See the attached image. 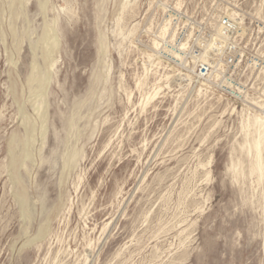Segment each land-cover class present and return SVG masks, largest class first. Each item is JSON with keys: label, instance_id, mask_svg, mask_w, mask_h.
I'll return each mask as SVG.
<instances>
[{"label": "rangeland", "instance_id": "374dc122", "mask_svg": "<svg viewBox=\"0 0 264 264\" xmlns=\"http://www.w3.org/2000/svg\"><path fill=\"white\" fill-rule=\"evenodd\" d=\"M231 12L202 80L180 43ZM263 112L264 0H0V264H264Z\"/></svg>", "mask_w": 264, "mask_h": 264}, {"label": "built area", "instance_id": "2783aa9c", "mask_svg": "<svg viewBox=\"0 0 264 264\" xmlns=\"http://www.w3.org/2000/svg\"><path fill=\"white\" fill-rule=\"evenodd\" d=\"M238 25L236 19L226 16L219 21L218 33L212 42L198 47L197 52L184 49L188 69L198 78L207 80L221 71L222 66L234 65L237 49L234 39L238 35Z\"/></svg>", "mask_w": 264, "mask_h": 264}, {"label": "bare ground", "instance_id": "6f19581e", "mask_svg": "<svg viewBox=\"0 0 264 264\" xmlns=\"http://www.w3.org/2000/svg\"><path fill=\"white\" fill-rule=\"evenodd\" d=\"M158 3V2H157ZM158 4H160V3H158ZM161 4H162V2H161ZM162 6V5H161ZM164 6V5H163ZM166 8V7H165ZM138 10V9H137ZM136 10V11H137ZM123 12V11H122ZM121 12V13H122ZM227 17H230V18H233V19H236L235 17H236V15H237V12L235 13V12H231V13H228V14H225ZM130 16H132V15H130ZM121 18V17H120ZM123 18V17H122ZM121 18V19H122ZM120 19V20H121ZM119 20V21H120ZM122 21V20H121ZM239 23V22H238ZM119 23H117V25H118ZM240 24V23H239ZM170 25H171V21L170 20H168L162 27H161V29H160V37H170L171 39H174V37H175V35H176V31L174 30V29H172L171 27H170ZM124 26V25H123ZM117 27H119V26H117ZM119 28H122V27H119ZM171 29V30H170ZM119 30V29H118ZM121 30V29H120ZM22 31V30H21ZM48 31V30H47ZM50 31V30H49ZM48 31V32H49ZM123 31V30H122ZM51 32V31H50ZM54 32V31H53ZM52 33V32H51ZM51 33H49V34H51ZM118 33V32H117ZM123 33V32H122ZM217 33H218V29L217 30H215V32H214V36H216L217 35ZM16 34V33H15ZM119 34V33H118ZM55 35V34H54ZM43 37V36H42ZM41 37V39H43ZM54 37V36H53ZM126 37V36H125ZM51 39H52V37H50ZM55 38V37H54ZM47 39H49V38H47ZM50 39V40H51ZM54 40V39H53ZM125 40V39H124ZM51 42H53V41H51ZM55 42V41H54ZM153 42H154V47L155 48H158L159 46H160V42L157 40V39H154L153 40ZM49 43H50V41H49ZM48 43V44H49ZM56 43V42H55ZM51 44V43H50ZM45 45H46V43H45ZM180 50H183V49H185V48H187V43L186 42H184V43H180ZM50 46V48H52L51 47V45H49ZM48 46V47H49ZM149 48V47H148ZM38 49V48H37ZM45 49H46V47H45ZM55 49V48H54ZM58 49V48H57ZM43 53H44V51H42ZM181 53V52H180ZM180 53H177L176 55H177V57H180L181 58V54ZM183 53V52H182ZM48 54V51H47V53L45 54V55H47ZM153 54V53H152ZM42 55H44V54H42ZM56 55V54H55ZM48 56V55H47ZM51 56H52V54H51ZM50 56V57H51ZM54 56V55H53ZM148 56H149V53H148ZM153 56H154V54H153ZM152 56V57H153ZM36 57V56H35ZM46 56H44V58H45ZM43 58V59H44ZM54 60V59H53ZM52 61V60H51ZM44 62V61H43ZM35 63V62H34ZM32 64L33 66L35 65V64ZM49 63H50V61H49ZM147 64V63H146ZM154 64V63H153ZM32 66V67H33ZM36 66V65H35ZM34 66V67H35ZM37 67H39V69H40V66H39V63H38V66ZM173 67V66H172ZM191 68H193V67H191ZM38 69V70H39ZM149 69V68H148ZM174 69V68H173ZM35 70V69H34ZM33 70V71H34ZM34 73V72H33ZM219 73H221L220 72V70L218 71V73L215 75L216 77L217 76H219ZM37 74V73H36ZM39 75V74H38ZM43 75V74H42ZM31 76V75H30ZM34 77H35V74L33 75ZM167 76V78H168V75H166ZM187 76L189 77V79H191L192 77L190 76V74H187ZM33 77V78H34ZM45 77V76H44ZM43 78V77H42ZM35 79H38L39 80V77L38 78H35ZM47 80V79H46ZM45 80V81H46ZM45 81L43 80V79H41L40 80V87L41 88H45V87H48L47 85H46V83H45ZM29 83V82H28ZM169 84V83H168ZM167 84V85H168ZM144 85V82H142V81H139L138 82V86L141 88L142 86ZM37 86V85H36ZM158 86V88H160V85H157ZM162 87H164V86H162ZM207 87V86H206ZM35 90V89H34ZM46 90V89H45ZM202 90V89H201ZM161 91V90H160ZM35 92H37V91H35ZM46 92V91H45ZM158 93V91H156V93L154 94V95H150V96H145L146 97V99H147V102H148V100H150V99H152L153 97H155V95ZM39 94V93H38ZM44 94V93H43ZM40 95V94H39ZM43 96H45V94L43 95ZM33 97H35V96H33ZM38 97H40V96H38ZM42 97V96H41ZM43 100V99H42ZM44 101V100H43ZM151 102V101H150ZM256 103L257 104H261L260 102H258V101H256ZM43 106V105H42ZM47 108V107H46ZM35 109V108H34ZM42 109V108H41ZM46 110V109H45ZM35 111V110H34ZM42 111H44V110H42ZM28 113H26V115H27ZM29 115V114H28ZM30 116V115H29ZM32 117V116H31ZM33 118V117H32ZM28 119H30V118H28ZM34 119V118H33ZM36 121V120H35ZM30 122H31V120H30ZM47 123V122H46ZM33 124V123H32ZM34 124H36V122L34 123ZM44 125V124H43ZM27 126V125H26ZM33 126V125H32ZM35 127V126H34ZM242 128L246 131V133L247 134H252V133H255L256 135H257V137L256 138H254V142H253V144H254V147H255V155H254V158H253V161H252V163H251V174H254V175H256L257 176V180H258V182L264 177V158H263V146H264V112L261 114V115H255V116H250V115H247V116H244V118H243V121H242ZM32 129V128H31ZM35 129V128H34ZM34 129H32V130H34ZM44 129V128H43ZM44 131V130H43ZM42 131V132H43ZM35 132V131H34ZM35 135V134H34ZM31 138H34V137H31ZM33 140V139H32ZM11 142V141H10ZM250 150H251V148H250ZM31 155V154H30ZM34 156H35V154H34ZM208 162V161H207ZM236 165L234 164V166H233V168L234 169H236ZM192 195V194H191ZM190 195V196H191ZM22 197H23V201H24V196L22 195ZM180 202V201H179ZM190 203V202H189ZM188 203V204H189ZM22 207H23V205H22ZM178 208V207H177ZM72 209V208H71ZM186 213V212H185ZM164 214V213H163ZM187 215V214H186ZM189 215V214H188ZM184 217V216H183ZM165 218V217H164ZM188 219V218H187ZM161 221V220H160ZM180 221V220H179ZM170 222V221H169ZM160 223V222H159ZM182 224V223H181ZM176 225V224H175ZM172 226V225H171ZM177 226V225H176ZM165 227V226H164ZM43 228V227H42ZM41 228V229H42ZM48 229V228H47ZM163 234V233H162ZM40 235V234H39ZM55 235V234H54ZM161 235V234H160ZM41 237L43 238V236L41 235ZM184 237V236H183ZM91 241V240H90ZM183 241V240H182ZM191 241V240H190ZM190 243V242H189ZM172 244V243H171ZM165 245V244H164ZM26 247V246H25ZM90 249V248H89ZM166 249V248H165ZM23 250V249H22ZM156 250V249H155ZM156 255V254H155ZM157 256V255H156ZM173 256V255H172ZM172 258V257H171Z\"/></svg>", "mask_w": 264, "mask_h": 264}]
</instances>
